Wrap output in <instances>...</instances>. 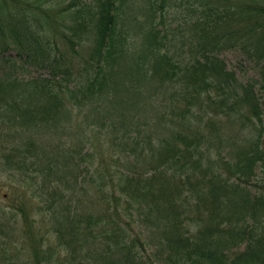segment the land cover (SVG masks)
I'll return each instance as SVG.
<instances>
[{
  "label": "trees",
  "instance_id": "trees-1",
  "mask_svg": "<svg viewBox=\"0 0 264 264\" xmlns=\"http://www.w3.org/2000/svg\"><path fill=\"white\" fill-rule=\"evenodd\" d=\"M126 1L0 0V65L51 70L28 79L0 74V131L23 138L5 154L7 163L13 172L26 165L35 147L24 136L31 129L51 123L63 129L96 96L119 105L123 99L109 93L131 77L126 97L144 89L149 101L164 92L159 100L170 99L169 110L159 112L153 128L147 119L128 117L136 102L117 106L103 120L112 138L104 143L96 133L85 135L80 151L59 138L65 157L56 160L57 170L73 162L82 168L100 195L101 212L80 215V198L69 195L73 187L65 181L55 192L59 201L46 196L58 232L84 238L87 247L114 245L125 264H264V0H142L146 6H131L132 29L121 26ZM56 34L76 53L91 47L85 64L59 50ZM230 48L256 61L254 77L244 82L228 67L220 54ZM123 57L129 68L114 70ZM156 78V85L147 83ZM40 100L44 107L35 109ZM42 171L45 179L55 172L52 163ZM125 213L147 231L144 238L126 234ZM36 236L31 230L22 243L33 248L30 263L43 264ZM146 245L154 262L143 259Z\"/></svg>",
  "mask_w": 264,
  "mask_h": 264
},
{
  "label": "rangeland",
  "instance_id": "rangeland-1",
  "mask_svg": "<svg viewBox=\"0 0 264 264\" xmlns=\"http://www.w3.org/2000/svg\"><path fill=\"white\" fill-rule=\"evenodd\" d=\"M133 3L136 7L140 6V4L146 6V4L142 0H140L139 2L134 0H127L125 12H123V15H121L122 27L127 28V25L129 27V24H131L129 29H132V24L136 23L134 20H132L131 22V19H133L134 15L133 10H131V6L133 7ZM141 14H139V19H144V16ZM177 16L179 18L180 15ZM57 17L60 18L59 16ZM180 20L175 18L176 22H179ZM171 21H173V19H171ZM135 27L137 28L136 25ZM52 37H56L58 39V41L60 42L59 50L66 54L70 59L73 57V61L77 63V66L85 64L84 61L86 58L89 59L91 47L89 49L88 47H86V50L85 48L81 49V51L77 50L78 53H76L74 52V49L70 48L69 44L64 45V43H61L63 39L60 38L58 34L54 36L52 35ZM134 41L137 40L134 39ZM88 44L90 45L91 43ZM133 46H136V44H134ZM220 55L225 60L228 67L235 70L238 78L244 82L254 77L258 72L256 61L251 60L240 49H226L222 51ZM67 61L68 58L66 60L65 66L70 64V61L68 62V64ZM130 65L131 60L129 58L123 57L116 61V63L114 64V70H120L122 67L121 71H124V69H128V66ZM49 72H51L49 67H44L41 65H33L25 69H13L8 67L4 63L0 65V74L8 73L12 77L19 76L20 78L28 79L36 76H48ZM130 78L131 77L119 79L121 82L120 88L113 87L114 89H111L109 93V95H114V99H123V101L120 102L119 105L110 104L107 100L106 103H103L100 99L101 97L96 96L93 99L92 103L88 104L81 110L83 112L81 115L74 114L71 123L64 120L65 122L63 124V129L60 126L59 128L61 129L56 130L57 128H54V124L51 123L46 127H41L39 129L34 128V130L31 129L30 131L24 133V136H26L25 138H29L31 140L33 139L35 147H33L31 152H29V155L31 156L30 158H28L26 165H22L19 168L20 170L18 172H13L11 170L14 164L7 163L5 154L9 151L13 144L17 145V143L21 142L23 138L20 135L11 136L7 135L5 132L0 131V264H32V262L30 263L29 259L33 257V248L30 245L22 243L23 240L28 239L31 230L36 232V240H40V244L42 245L40 246V249H42L43 251L40 252V255L43 258V264H110V258L119 257L120 261L117 264L126 263V255H124L123 253L120 254L116 249L117 247H114V245H111V249H108L105 243L100 246H96V248L93 246L87 247V245H85L84 243V238H79V240H77L78 237L76 236L75 238H73L74 235L72 234H67L66 236L62 237L56 229L59 228L58 222L54 217L56 215V209L50 210V201L46 199V196L48 195V193L54 194V197L59 201L61 196L59 197L57 195L58 193L55 192H57V190L59 189L66 188L67 185H71V187H73V190L70 189L71 193H69V195L74 197L75 199L80 198V203H78L77 208L80 215L88 213L97 215L99 214V212H101V206L99 202L100 195L96 193V187L94 186V184L90 183V179H88V176L85 175L82 168H79L78 165L75 166L73 162L70 163L66 169L60 166L58 167L59 171L57 170L56 160L59 159L61 163H63L62 160L65 157L64 155L59 153V150L57 149V143L60 141L59 138L61 137L68 138L71 141L72 147L75 146V149H78L80 151L83 146L82 139L84 138V136L89 135L91 137L94 133L100 135L102 138H99L103 139L105 143V140H110L115 133L108 126L107 121L104 122L103 120L111 115L110 111H112L115 107L123 106L128 109L129 106L133 107L134 102H136L137 104L136 107L139 108L135 107L132 112L129 110L128 117L134 114V116L138 117L140 121L147 119L151 122V126L155 128L153 123L158 121L160 115L159 112H161V110H169L168 105L170 99L165 103L161 102L159 100V95L164 93L162 92L156 95L152 100L146 101L148 93L144 89L142 96L133 95L131 97H126L127 85L129 83H132ZM134 79L135 77L133 78V80ZM158 81H160V79L156 78L149 80V82L147 81V83H149L150 85H156ZM147 83H144L146 85V88L149 87V84ZM184 87V84L183 86H177V88L179 89H182ZM177 88L175 90H178ZM164 89L166 90V86L164 87ZM169 91L171 92V89ZM112 92H114L115 94ZM107 99L109 98L107 97ZM129 99L131 100V104H128ZM33 105L35 109H38L39 106L43 105L44 107L45 102L42 100H40V102L35 101ZM98 105L102 106V108L95 109V106ZM41 112L42 111H40V113ZM108 119H111V117H108ZM13 122L18 123L17 121ZM10 125L14 128L13 124ZM29 128H33V126L31 125ZM163 133L164 132H161V136L165 134ZM107 147L108 145H106V148ZM37 155L40 157V162L38 163L36 161L37 163L35 164ZM105 155L108 158V155H110V153L105 152ZM115 159L118 160V157ZM49 163H52L55 172L47 175V179H45V172H43L42 169ZM20 173H23L22 176L20 175ZM50 180L54 182V184L49 185L48 181ZM65 181H68L67 185L65 184ZM82 186L84 190H80ZM119 189L121 188L119 187ZM92 192L94 193V195H92ZM117 194H119L118 191ZM111 204H114V202H111ZM118 206L123 210V208L125 207L124 201L119 203ZM125 214L127 216L123 218V224L126 226V229L124 230L123 228V230L127 232L126 234H128L130 238H134L136 236L144 238L147 234V231H141V226L131 221L128 213ZM108 224L110 230L115 227V225H113L109 218ZM82 230H84V228H82ZM116 230V232L120 231L119 229ZM15 236H17V240H20L19 242L15 241ZM146 248L147 250L145 251V253L144 251H141L143 259L149 263L154 262L152 258L155 259V257L153 256L152 249L147 245Z\"/></svg>",
  "mask_w": 264,
  "mask_h": 264
}]
</instances>
